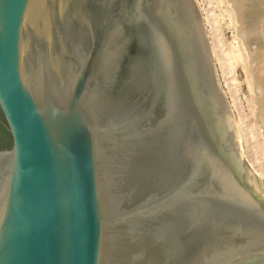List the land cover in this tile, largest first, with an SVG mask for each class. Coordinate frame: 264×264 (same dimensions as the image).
<instances>
[{"label": "water", "instance_id": "obj_1", "mask_svg": "<svg viewBox=\"0 0 264 264\" xmlns=\"http://www.w3.org/2000/svg\"><path fill=\"white\" fill-rule=\"evenodd\" d=\"M261 70L264 0H233ZM0 264H264L197 0H0Z\"/></svg>", "mask_w": 264, "mask_h": 264}, {"label": "rangeland", "instance_id": "obj_2", "mask_svg": "<svg viewBox=\"0 0 264 264\" xmlns=\"http://www.w3.org/2000/svg\"><path fill=\"white\" fill-rule=\"evenodd\" d=\"M217 75L235 126L240 150L264 180V139L253 113L254 98L238 24L227 0H197Z\"/></svg>", "mask_w": 264, "mask_h": 264}, {"label": "bare ground", "instance_id": "obj_3", "mask_svg": "<svg viewBox=\"0 0 264 264\" xmlns=\"http://www.w3.org/2000/svg\"><path fill=\"white\" fill-rule=\"evenodd\" d=\"M228 4L233 8L236 16L237 23V31L238 36L242 40V46L244 48L246 57H247V71L248 76L251 81V89L253 93L254 98V105H253V113L255 114L256 121L260 127V132L262 134V137L264 139V122L262 120V117L260 115V87H261V70L255 72V63H254V55L252 51L250 50L248 44L246 43L244 37L242 36V19L240 17V14L237 10V7L233 0H227Z\"/></svg>", "mask_w": 264, "mask_h": 264}, {"label": "trees", "instance_id": "obj_4", "mask_svg": "<svg viewBox=\"0 0 264 264\" xmlns=\"http://www.w3.org/2000/svg\"><path fill=\"white\" fill-rule=\"evenodd\" d=\"M2 122L3 117L0 112V150H5L11 147V138L9 133L5 130Z\"/></svg>", "mask_w": 264, "mask_h": 264}]
</instances>
